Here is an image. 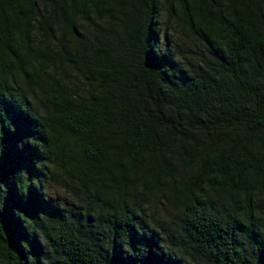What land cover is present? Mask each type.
<instances>
[{
    "label": "trees",
    "instance_id": "obj_1",
    "mask_svg": "<svg viewBox=\"0 0 264 264\" xmlns=\"http://www.w3.org/2000/svg\"><path fill=\"white\" fill-rule=\"evenodd\" d=\"M0 264H264V0H0Z\"/></svg>",
    "mask_w": 264,
    "mask_h": 264
},
{
    "label": "rangeland",
    "instance_id": "obj_2",
    "mask_svg": "<svg viewBox=\"0 0 264 264\" xmlns=\"http://www.w3.org/2000/svg\"><path fill=\"white\" fill-rule=\"evenodd\" d=\"M46 193H47V195H46L47 196V199L50 202H54V201L56 202V201L59 200L58 202L64 203V201L66 200L68 203H71L70 200L66 199L67 194L63 190H61V189H59V188H57L55 186H50L49 189L46 190ZM70 207H72L74 209V204L71 203ZM167 207H168V209L171 208L169 205H167ZM170 214L174 215L175 212L172 211ZM158 228L159 227H156V229H158Z\"/></svg>",
    "mask_w": 264,
    "mask_h": 264
}]
</instances>
